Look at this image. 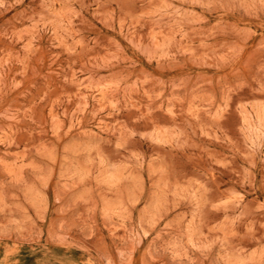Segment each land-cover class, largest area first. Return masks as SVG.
I'll return each mask as SVG.
<instances>
[{"label":"rangeland","instance_id":"rangeland-1","mask_svg":"<svg viewBox=\"0 0 264 264\" xmlns=\"http://www.w3.org/2000/svg\"><path fill=\"white\" fill-rule=\"evenodd\" d=\"M0 264H264V0H0Z\"/></svg>","mask_w":264,"mask_h":264}]
</instances>
